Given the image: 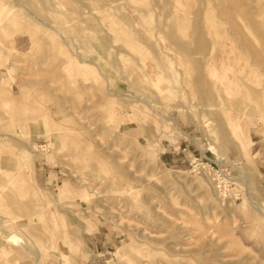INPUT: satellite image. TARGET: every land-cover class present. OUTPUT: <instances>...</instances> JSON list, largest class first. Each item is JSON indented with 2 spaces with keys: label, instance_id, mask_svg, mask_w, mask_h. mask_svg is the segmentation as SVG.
Returning <instances> with one entry per match:
<instances>
[{
  "label": "rangeland",
  "instance_id": "rangeland-1",
  "mask_svg": "<svg viewBox=\"0 0 264 264\" xmlns=\"http://www.w3.org/2000/svg\"><path fill=\"white\" fill-rule=\"evenodd\" d=\"M0 264H264V0H0Z\"/></svg>",
  "mask_w": 264,
  "mask_h": 264
},
{
  "label": "bare ground",
  "instance_id": "bare-ground-1",
  "mask_svg": "<svg viewBox=\"0 0 264 264\" xmlns=\"http://www.w3.org/2000/svg\"><path fill=\"white\" fill-rule=\"evenodd\" d=\"M225 6H226V5H225ZM218 8H219V7H218ZM220 11H221V10H220ZM217 12H218V11H217ZM216 42H217V41H215V43H216ZM211 148L214 149V147H211ZM8 239L11 240V242H12V241H14V242L16 241L14 237H8ZM6 240H7V239H6ZM28 251H29V250H28ZM28 251H27V252H28Z\"/></svg>",
  "mask_w": 264,
  "mask_h": 264
}]
</instances>
